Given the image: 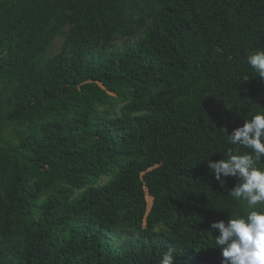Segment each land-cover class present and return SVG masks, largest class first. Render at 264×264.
<instances>
[{"label":"trees","instance_id":"1","mask_svg":"<svg viewBox=\"0 0 264 264\" xmlns=\"http://www.w3.org/2000/svg\"><path fill=\"white\" fill-rule=\"evenodd\" d=\"M256 50L264 0H0V264H221Z\"/></svg>","mask_w":264,"mask_h":264},{"label":"clouds","instance_id":"2","mask_svg":"<svg viewBox=\"0 0 264 264\" xmlns=\"http://www.w3.org/2000/svg\"><path fill=\"white\" fill-rule=\"evenodd\" d=\"M246 63L264 79V50L248 54ZM224 131L226 141L236 148H229L226 158L207 159L205 163L209 175L221 187L229 178L236 181L228 195L244 201L250 211L213 221L208 232L213 235L218 230L219 234L213 238L215 248L221 253V264H264V211L258 210V206H264V167H260L264 165V112L250 118L247 115L242 126L234 128L230 134L227 129ZM241 149L248 151L241 153ZM159 264H177L173 249L164 252Z\"/></svg>","mask_w":264,"mask_h":264},{"label":"rangeland","instance_id":"3","mask_svg":"<svg viewBox=\"0 0 264 264\" xmlns=\"http://www.w3.org/2000/svg\"><path fill=\"white\" fill-rule=\"evenodd\" d=\"M61 44H62V39H58L55 42V46H54V49L51 51V54L57 53L60 50V48H61ZM148 195L149 194H147V199H149V196ZM152 200H153V198H152ZM148 204H149V207H150L153 204V202H151V204H150L149 201H148Z\"/></svg>","mask_w":264,"mask_h":264}]
</instances>
